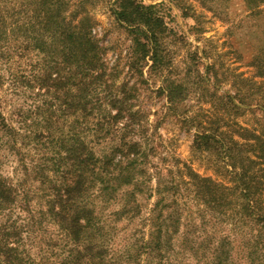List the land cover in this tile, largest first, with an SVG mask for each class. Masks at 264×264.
Instances as JSON below:
<instances>
[{
  "label": "rangeland",
  "instance_id": "rangeland-1",
  "mask_svg": "<svg viewBox=\"0 0 264 264\" xmlns=\"http://www.w3.org/2000/svg\"><path fill=\"white\" fill-rule=\"evenodd\" d=\"M9 1L0 5V17L6 23L22 17ZM77 1L89 13L105 62L115 67V89L126 85L134 95V111H140L137 119L142 125L129 131L127 139L142 141L144 135V145L149 143L147 155L140 160L144 171L139 176L145 177L146 187L136 196L139 208L122 209L120 198L103 200L98 188L92 194L100 226L95 237L106 247L108 264H217L219 259L228 264H264V184L261 209L254 213L242 202L243 196L218 203L197 193L201 185L209 189L221 184L229 194L235 180L230 158L217 153L220 149L200 150L194 140L197 133L210 131L208 126L216 128L218 123L224 132L229 128L225 135L264 140V1L250 9L247 0H140L156 4L165 25L161 47L166 64L157 71L150 68V56L131 67L132 39L126 24L115 19V0H71ZM11 29L0 32L10 36L2 37L1 44L5 49L13 45L10 50L14 51L10 60L0 54V111L14 127L6 133L0 128V174L22 192L27 189L34 195V188L42 189L41 173H56L57 178L61 174L53 172L58 165L53 167L50 156L62 151L58 137L66 133L74 116L63 118L53 106L52 94L36 81L34 75L46 67L43 53L28 51L20 44L23 37ZM169 81L184 89L181 100L172 104L161 90ZM229 95L242 103L239 111L227 102ZM51 106L52 115L47 110ZM45 116L51 120L44 122ZM103 133L87 137L97 155L113 143L112 136ZM160 178L165 188L158 193ZM176 182L181 185L174 189ZM41 192L28 199L22 196L29 203L15 209L14 217L25 225V249L33 264H63V255L75 246L58 223L42 213ZM28 220L35 222L32 232L30 224V232L26 230ZM159 231L162 236L158 237ZM150 238L152 244H145ZM254 250L259 257L251 263L249 253Z\"/></svg>",
  "mask_w": 264,
  "mask_h": 264
},
{
  "label": "trees",
  "instance_id": "trees-1",
  "mask_svg": "<svg viewBox=\"0 0 264 264\" xmlns=\"http://www.w3.org/2000/svg\"><path fill=\"white\" fill-rule=\"evenodd\" d=\"M4 1L0 0V5ZM253 1L250 3V0H247L250 9L258 8L264 0ZM9 2H13L14 13H21L22 17H16L15 22L9 21V23L0 17V32L12 28L13 32H18L20 34L18 36L23 37L24 40L20 44L26 49L29 48L28 51L32 49L43 53L46 67L39 76L34 75L36 81L46 93L52 94V99L55 101L53 106L57 107L62 117L67 118L71 114L74 120L68 123L66 133L58 137L62 151L56 152L55 156H50L54 160L53 167L58 165L53 172L61 171L58 178L56 173L51 176L41 173L44 179L41 180L42 189L40 187L37 192L34 188L31 191L34 195H30L29 190L23 189V195L19 187L12 184L9 177L0 174V264H33L35 262L30 259V254L25 249L27 240L23 232L25 225L17 221L18 217H14V212L17 208H23V203L26 201L24 198L28 199L29 195L34 197L40 194V190H42L41 197L44 198L45 204V212L42 211V213L54 219L75 246L63 255L65 260L61 263L108 264L106 247L102 245V240L95 237L100 226L96 222L91 197L94 189L98 188V194L103 197V200L120 198L122 209L140 206L136 196L138 193L145 192L146 187L143 180L145 177L139 176L141 171H144L141 169L140 160L147 155L149 143L144 145V135L141 137L143 142L132 141L126 137L136 125H142V121L137 119L140 111H134V103L131 99L134 95L126 85V87L121 86L123 89L121 87L115 89L112 82L115 67L105 62L103 48L92 34V22L82 1L12 0ZM114 4L112 12L115 19L126 24L131 35L133 62L131 67L134 68L136 64L150 56V68L156 71L163 70V64H166V61L165 54L162 53L161 34L165 30V25L157 5L140 0H115ZM71 6L73 8L69 12ZM36 31L40 35L32 34ZM2 37L6 39L10 36L0 35V54L10 60L14 52L10 50L13 45H7L5 49L1 44ZM259 56L260 54L256 55L258 59ZM20 77L25 76L20 75ZM28 81L32 82L31 79ZM161 90L171 104L181 100L184 92L182 85L176 81L167 82ZM179 96L181 97L178 98ZM228 98L227 102L232 108L239 111L242 103L234 102L235 96L229 95ZM52 108L51 106L47 109L50 115L54 114ZM44 118V122L51 120L48 116ZM40 119L43 120L42 116ZM217 125L216 128L209 125L210 131L204 129L197 133L194 139L195 144L203 151L220 149L217 153L223 154L224 158H230L234 164L232 174L235 185L229 194L225 191L227 187L221 184L213 185L209 189L201 185L197 193L203 192L218 203L229 200L228 197L233 195L243 196L242 202H245L246 207H251L252 213L255 209L259 212L261 209L259 199L264 184V140L259 137L257 142H252L250 139H237L232 134L225 135L229 132V128H226L224 132L220 130L223 126L221 127L219 123ZM0 128L2 131L7 129V132L14 128L6 122L1 111ZM93 131L97 136H101L102 131H104L102 136H112L110 141L113 143L104 148L100 155L95 154L93 147L89 145L90 141H87L90 134L95 135ZM223 138L229 139L225 141ZM258 144L259 146L256 147ZM258 150L261 153H258ZM247 151L253 152L254 155H249ZM61 166L65 167L61 169ZM179 185L181 184L176 182L174 189ZM164 188L160 178L156 190L161 193ZM222 189L224 193L221 192ZM162 199L163 196L157 200L155 206H158ZM26 202L29 203V201ZM29 210L33 211L32 208ZM32 215L35 216V214ZM34 223L33 220L30 222L28 220L27 232H30L29 224L31 232L34 230ZM159 236H162V231H159ZM151 242L150 238L145 244L151 245ZM158 245L159 243H156V246ZM255 254L257 250L249 253L251 263L259 257L254 256ZM216 258L220 257L216 256ZM217 264L228 263L226 260L219 259Z\"/></svg>",
  "mask_w": 264,
  "mask_h": 264
}]
</instances>
